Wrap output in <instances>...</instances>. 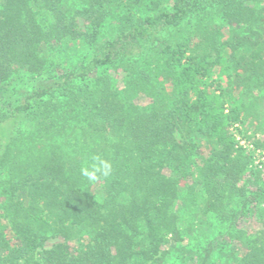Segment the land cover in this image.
Masks as SVG:
<instances>
[{
	"label": "trees",
	"instance_id": "1",
	"mask_svg": "<svg viewBox=\"0 0 264 264\" xmlns=\"http://www.w3.org/2000/svg\"><path fill=\"white\" fill-rule=\"evenodd\" d=\"M260 1L0 0V264H164L185 208L231 261L206 242L174 264H264V161L239 127L264 86ZM93 156L112 174L90 183Z\"/></svg>",
	"mask_w": 264,
	"mask_h": 264
},
{
	"label": "rangeland",
	"instance_id": "2",
	"mask_svg": "<svg viewBox=\"0 0 264 264\" xmlns=\"http://www.w3.org/2000/svg\"><path fill=\"white\" fill-rule=\"evenodd\" d=\"M259 6L254 5L255 9L257 10L258 7L262 6L264 9V1H260L258 3ZM253 7V5H251ZM259 12V10L257 11ZM261 12V11H260ZM264 13V11H262ZM77 21L79 25L82 27L84 21L81 18H77ZM222 23V20L219 18L212 17V25H219ZM240 26V29H239ZM238 27H235L239 30H242L244 32H247V30L250 29V27H254L253 25L249 24H240ZM244 106H245V112L243 117V123L239 126L241 128L242 133H245L249 138H246L245 140H241L240 142L245 145L247 150L249 151V157L250 159H256L255 161H264V148H254V145L252 144V141L254 139H259L264 141V86H257L256 88L248 91L247 93H242L241 95ZM202 148L205 149V144L203 141H201ZM254 161V160H253ZM251 162L249 164V167L253 166L255 163ZM250 180V175L244 174L243 177L240 180V183H245L246 181ZM183 215H185V221L183 222L186 226L191 227L192 230L189 232V236L185 235V239L181 242H175L174 244H167L164 246L166 249V255L164 257V264H174L175 256L179 253L187 256H190V251L194 250L196 247L195 245L201 244L207 245L206 242H208L209 251L204 253V261H215V262H223L224 258L228 259L227 261H231V255L229 246L226 248H223V252L225 254L222 255V252L220 250H217L216 247L212 246L214 243L213 240L215 238L220 237L217 232L220 229V224L217 222V220L213 217H202L200 213H194L193 215H190L189 212H187L186 208L182 210ZM257 219L253 216H250L248 218L241 219L239 221V226L247 229V230H255L258 226ZM190 229V228H189ZM192 233V234H191ZM62 238H51L48 239L46 242V245H51L52 243L61 240ZM207 240V241H206ZM182 246V248H181ZM212 246V247H211ZM215 250V251H214ZM221 253H220V252ZM192 253V252H191ZM181 259H176V262H179ZM196 261V259H195ZM192 260H190L188 263L185 264H192Z\"/></svg>",
	"mask_w": 264,
	"mask_h": 264
},
{
	"label": "clouds",
	"instance_id": "3",
	"mask_svg": "<svg viewBox=\"0 0 264 264\" xmlns=\"http://www.w3.org/2000/svg\"><path fill=\"white\" fill-rule=\"evenodd\" d=\"M81 175L90 183L98 181L101 177L107 178L112 174V165L99 156H93L91 161H85L80 168Z\"/></svg>",
	"mask_w": 264,
	"mask_h": 264
}]
</instances>
